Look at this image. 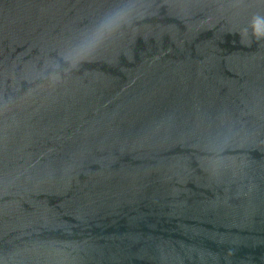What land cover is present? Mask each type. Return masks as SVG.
I'll return each mask as SVG.
<instances>
[{"label": "water", "instance_id": "water-1", "mask_svg": "<svg viewBox=\"0 0 264 264\" xmlns=\"http://www.w3.org/2000/svg\"><path fill=\"white\" fill-rule=\"evenodd\" d=\"M0 264H264V0H0Z\"/></svg>", "mask_w": 264, "mask_h": 264}]
</instances>
